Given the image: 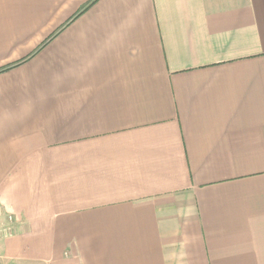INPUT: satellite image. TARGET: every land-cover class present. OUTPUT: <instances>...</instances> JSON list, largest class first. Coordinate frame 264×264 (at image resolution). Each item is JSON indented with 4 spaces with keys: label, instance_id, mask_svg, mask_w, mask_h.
Here are the masks:
<instances>
[{
    "label": "crops",
    "instance_id": "0c3cea01",
    "mask_svg": "<svg viewBox=\"0 0 264 264\" xmlns=\"http://www.w3.org/2000/svg\"><path fill=\"white\" fill-rule=\"evenodd\" d=\"M0 264H264V0H0Z\"/></svg>",
    "mask_w": 264,
    "mask_h": 264
}]
</instances>
